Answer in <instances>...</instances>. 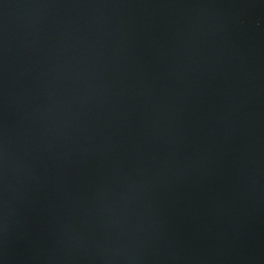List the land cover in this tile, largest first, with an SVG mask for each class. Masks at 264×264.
I'll return each instance as SVG.
<instances>
[{"label":"water","instance_id":"water-1","mask_svg":"<svg viewBox=\"0 0 264 264\" xmlns=\"http://www.w3.org/2000/svg\"><path fill=\"white\" fill-rule=\"evenodd\" d=\"M0 264H264V0H0Z\"/></svg>","mask_w":264,"mask_h":264}]
</instances>
